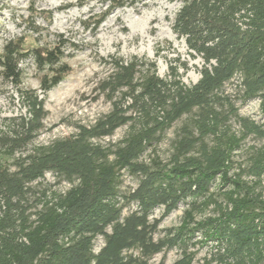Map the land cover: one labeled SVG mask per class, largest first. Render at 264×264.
Returning a JSON list of instances; mask_svg holds the SVG:
<instances>
[{"label": "trees", "instance_id": "obj_1", "mask_svg": "<svg viewBox=\"0 0 264 264\" xmlns=\"http://www.w3.org/2000/svg\"><path fill=\"white\" fill-rule=\"evenodd\" d=\"M141 1L110 0L95 27L114 8ZM171 27L190 56L203 60L196 83L183 81L184 63L163 78L155 61L111 57V72L98 86L110 111L49 145H35L47 95L71 73L64 60L76 45L63 35L30 49L22 39L5 43L0 77L15 88L20 112L0 123V264H150L173 249L180 253L174 264H194L196 247H209L219 264H264V189L257 188L264 149L247 170L234 159L247 137L264 139V124L239 115L225 94L238 81L237 100H259L264 116V0H182ZM29 28L39 32L32 22ZM29 59L42 74L39 89L23 85ZM185 116L169 159L146 160ZM125 126L118 143H98ZM48 173L71 187L60 193L34 186ZM125 173L136 187L125 188ZM246 174L257 181L250 184ZM180 205L181 224L158 237L162 220ZM159 208L163 215L153 218ZM211 208L215 215L197 219Z\"/></svg>", "mask_w": 264, "mask_h": 264}, {"label": "rangeland", "instance_id": "obj_2", "mask_svg": "<svg viewBox=\"0 0 264 264\" xmlns=\"http://www.w3.org/2000/svg\"><path fill=\"white\" fill-rule=\"evenodd\" d=\"M110 5V0H1L0 53L7 41L15 39H22L26 49L49 43L55 39V35H63L76 45L67 50L70 56L64 60L71 67V73L47 95L48 115L35 145H49L56 139L70 137L76 133L78 125L91 126L110 111L111 105L99 92L98 86L111 72V57L130 59L137 56L155 61L158 74L163 78H169L171 65L184 63L187 70L182 66L179 70L183 81L191 85L199 80L203 60L199 56H190L185 40L177 37L171 27V20L181 7L182 0H142L135 5L114 8L95 27V21L111 9ZM28 20L39 28V32L29 28ZM22 68L23 85L29 89H39L42 74L33 62L30 59L25 61ZM237 86L236 80L228 83L225 94L234 101L239 115L264 124L260 101L253 100L242 105L237 100ZM19 112L20 104L15 88L3 82L0 77V123L4 117L17 115ZM188 121L189 118L185 116L177 122L155 146V153L146 155V160L156 155L167 161L179 128ZM229 125L232 131H240L235 118L230 120ZM127 129V126L122 127L113 137L101 139L98 143L103 146L118 143L126 135ZM259 149H264V139L250 135L234 159L240 167L247 170L253 153ZM243 178L250 184L257 181L249 174ZM123 180L126 189L137 185V180L127 173ZM34 186L64 193L71 184L48 173L45 181ZM257 188L263 190L264 181ZM184 209L185 205H180L178 210L162 220L158 237L163 236L166 229L181 224ZM215 214L211 208L197 219ZM162 215L163 208H159L155 210L153 218L160 219ZM103 242L102 238L97 240L96 251ZM195 249L198 251L194 264H219L212 261L209 247ZM179 257V251L173 249L156 255L150 264H174Z\"/></svg>", "mask_w": 264, "mask_h": 264}]
</instances>
